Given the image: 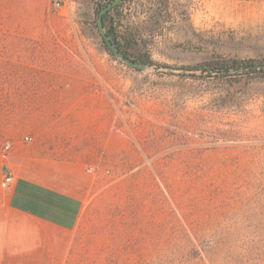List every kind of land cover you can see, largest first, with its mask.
I'll list each match as a JSON object with an SVG mask.
<instances>
[{
    "label": "rangeland",
    "instance_id": "1",
    "mask_svg": "<svg viewBox=\"0 0 264 264\" xmlns=\"http://www.w3.org/2000/svg\"><path fill=\"white\" fill-rule=\"evenodd\" d=\"M94 2L0 0L1 144L27 137L94 180L56 264H264V216L209 207L199 217L189 203L219 170L264 156V76L136 72L105 51ZM121 11L134 60L172 70L264 61V1L132 0ZM231 123L235 139L224 135ZM198 234L207 255L186 246Z\"/></svg>",
    "mask_w": 264,
    "mask_h": 264
},
{
    "label": "crops",
    "instance_id": "2",
    "mask_svg": "<svg viewBox=\"0 0 264 264\" xmlns=\"http://www.w3.org/2000/svg\"><path fill=\"white\" fill-rule=\"evenodd\" d=\"M25 138L12 142L5 159L0 139V264H56L94 180L79 159L58 157ZM4 171L13 177L8 188L2 186Z\"/></svg>",
    "mask_w": 264,
    "mask_h": 264
},
{
    "label": "trees",
    "instance_id": "3",
    "mask_svg": "<svg viewBox=\"0 0 264 264\" xmlns=\"http://www.w3.org/2000/svg\"><path fill=\"white\" fill-rule=\"evenodd\" d=\"M114 0H95L94 2V13L95 21L97 22L98 13L101 9L112 3ZM132 0H122L115 8L107 12L103 18V28L104 31L112 43V45L118 50V52L131 59L128 54V50L133 46L135 41L134 34L124 26L122 29L121 18V8L125 2ZM250 1V0H244ZM255 1V0H254ZM258 2L264 0H257ZM97 29V25H96ZM122 29V31L120 30ZM137 33V31H135ZM100 37V36H99ZM101 39V38H100ZM102 41V39H101ZM103 43V42H102ZM104 45V44H103ZM105 48V47H104ZM107 54L112 57L109 51L105 48ZM113 58V57H112ZM115 61V59H114ZM138 63L145 66H156L157 64L151 62L146 57H140L136 59ZM253 64H264L262 62H250V61H231L227 63H221L215 66H194V67H180L178 70H185L189 72H199L208 71V74L202 73L201 75L196 74H179L180 77H187L192 79H204L210 78L213 80H231L237 77H249L254 76H264V70H246L240 74L231 76H221V73H229L241 70L243 68L250 67ZM123 65V64H122ZM164 68L173 69L165 66ZM177 69V68H175ZM133 70V69H132ZM136 71V70H134ZM139 72V71H136ZM214 72V73H212ZM169 76H173L169 74ZM230 129L224 132L229 138H237V134H240L239 130H236V124H229ZM236 141V140H233ZM255 168V169H254ZM231 173L232 176L230 175ZM214 185H210L205 188H199L200 195L197 199L191 197L189 201L192 205V210H196L199 217H208L210 214L209 207H218L219 209H227L229 215H241L242 217H263L264 215H259L249 204L250 198L257 200L258 203H253L258 205L259 203H264V156L255 157L253 159H239L235 162L234 170H219L216 179L212 180ZM254 192V193H251ZM264 207V206H262ZM193 238V237H192ZM206 235L198 234L194 236V241L188 239L186 241V246L192 245L189 251H193L196 256H201V254L207 255L209 252L207 249L211 247H204L209 245H204ZM197 243V244H196ZM196 244V245H195ZM258 248L264 250V225L261 234L259 235ZM250 247L245 248L247 250ZM197 258V257H195Z\"/></svg>",
    "mask_w": 264,
    "mask_h": 264
},
{
    "label": "water",
    "instance_id": "4",
    "mask_svg": "<svg viewBox=\"0 0 264 264\" xmlns=\"http://www.w3.org/2000/svg\"><path fill=\"white\" fill-rule=\"evenodd\" d=\"M122 0H114L112 3L101 9L98 13V18H97V31L99 33L100 38L102 39V42L104 44V47L109 51V53L112 55V57L118 61L119 63L133 69L136 71L140 72H145L147 70H153V71H168L173 74H196V75H201L202 73L208 74V71H199V72H189L185 70H168L167 68L161 67V66H145L142 65L134 60H131L123 55H121L118 50L112 45L110 40L108 39L104 28H103V21L102 18L103 16L109 12L111 9L115 8ZM264 70V64H253L250 67L243 68L241 70L235 71V72H229V73H221V76H231V75H236L240 74L242 72H245L246 70ZM214 73V72H212Z\"/></svg>",
    "mask_w": 264,
    "mask_h": 264
},
{
    "label": "built area",
    "instance_id": "5",
    "mask_svg": "<svg viewBox=\"0 0 264 264\" xmlns=\"http://www.w3.org/2000/svg\"><path fill=\"white\" fill-rule=\"evenodd\" d=\"M59 4L58 3H54V7H58ZM24 141L29 142L30 139L29 138H25ZM13 148V143L12 142H5L3 143L2 147H1V153L3 158H7L9 152L12 150ZM13 182V177L10 173L4 171L3 174V180H2V186L4 188H8Z\"/></svg>",
    "mask_w": 264,
    "mask_h": 264
}]
</instances>
